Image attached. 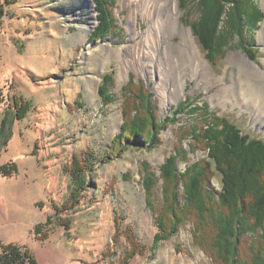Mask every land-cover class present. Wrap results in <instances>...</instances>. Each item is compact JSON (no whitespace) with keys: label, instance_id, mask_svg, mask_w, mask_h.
<instances>
[{"label":"rangeland","instance_id":"1","mask_svg":"<svg viewBox=\"0 0 264 264\" xmlns=\"http://www.w3.org/2000/svg\"><path fill=\"white\" fill-rule=\"evenodd\" d=\"M14 1L0 22V124L15 95L30 101L32 110L15 123L0 160L19 167L18 175L0 177V240L28 247L39 264H217L193 244L191 223L155 246L159 228L142 183L150 169L160 178L161 196V168L177 150H190L203 114L225 116L264 140V18L244 26L241 43H251V52L234 40L213 67L178 0H116V33L98 42H91L99 26L94 0ZM143 2L155 4L161 20L170 10L174 18L156 33L157 11ZM255 2L264 15V0ZM107 74L113 77L110 103L100 94ZM131 79L145 86L134 95L124 93ZM250 83L254 93L246 98L242 88L252 89ZM146 93L153 95L159 119L174 120L162 131V143L151 148L141 138L120 155L111 154L130 100L139 108ZM91 153V184L74 205L67 169L75 157ZM189 156L194 162L205 152ZM183 158L179 170L187 168ZM212 184L220 189L221 175ZM49 215L54 224L43 242L34 232ZM64 218L71 220L68 232L58 225Z\"/></svg>","mask_w":264,"mask_h":264},{"label":"trees","instance_id":"2","mask_svg":"<svg viewBox=\"0 0 264 264\" xmlns=\"http://www.w3.org/2000/svg\"><path fill=\"white\" fill-rule=\"evenodd\" d=\"M94 1L99 26L92 33L91 42H98L116 33L117 20L113 12L116 0ZM14 4V0H0V22L7 14L6 7ZM178 5L184 13L185 23L213 67L217 59L225 57L234 40H238L243 48L248 46L245 51H252L251 43L242 45L241 42L242 36L245 38L244 26L259 23L264 18L255 0H178ZM193 8L196 18H193ZM257 23L255 26L251 24L252 27L256 28ZM104 79L106 82L100 87L101 99L110 103L113 101L109 97L113 77L107 74ZM142 86L131 79L124 87V93L133 90L134 95ZM145 96L140 99L139 108L134 99L130 100V109L124 113L121 129L112 141L111 154L120 155L136 146L141 138L151 148L162 143V131L168 122L174 120L159 119L156 115L158 107L151 100L153 95L146 93ZM13 103V108L5 112L0 124V160L8 150L15 123L27 119L32 110V103L18 95L13 97ZM192 104L193 112H198V107ZM200 117L203 127L192 132L195 145H190L188 152L177 150L161 168L164 182L161 196L156 189L160 178L150 169L143 178L146 204L155 215L159 228L155 246L170 240L182 226L191 223L194 226L193 244L217 264H264V140L245 132L217 113H213L211 119L204 114ZM199 150H204L205 156L191 162L188 154ZM182 154L183 161L187 163L186 170L178 168ZM81 158L75 157L74 164L67 169L72 181L69 199L74 205L80 203L90 187L87 173L92 171L96 161L94 153ZM18 173L16 162L0 163V177L12 178ZM216 174L221 175L220 189L212 184ZM61 207L66 210L68 203ZM60 208L55 205L56 212H62ZM52 224L54 216L49 215L45 224L37 225L34 232L36 239L48 240L51 229L48 231L46 228ZM70 224L69 218L58 223L67 232L71 230ZM0 264L39 262L28 247L0 240Z\"/></svg>","mask_w":264,"mask_h":264},{"label":"bare ground","instance_id":"3","mask_svg":"<svg viewBox=\"0 0 264 264\" xmlns=\"http://www.w3.org/2000/svg\"><path fill=\"white\" fill-rule=\"evenodd\" d=\"M145 1H147V0H145ZM150 1V0H149ZM152 1V0H151ZM86 2V1H85ZM153 2V1H152ZM165 2V1H164ZM148 2H143L142 4H143V6H146V4H147ZM154 3V2H153ZM148 5H149V7H148V10L150 9V8H152V6H153V11H157V17H156V22H155V24H156V26H155V32L156 33H158V31H160V29L159 28H161V26L162 25H164V24H170V22H171V20L174 18L173 17V11L172 10H170L169 12H167L168 13V16H167V18L165 17V20H161V15H160V12H159V9H158V7L155 5V4H150V3H148ZM163 5V4H162ZM162 5H161V7H162ZM86 6H87V2H86ZM170 8V7H169ZM92 10H93V8H92ZM175 12V11H174ZM156 14V13H155ZM154 15V14H153ZM226 15V14H225ZM152 29V28H151ZM151 32L153 31V30H150ZM264 32V30H262V33ZM181 53V52H180ZM193 61L196 63V59H193ZM184 63V62H183ZM177 64V63H176ZM177 66V65H176ZM198 66V65H197ZM202 66V65H201ZM175 73V72H174ZM250 87H252V89H246V88H242V90L244 91V96L246 97V98H250L252 95H253V93H254V85H253V83L251 84L250 83ZM178 93V92H177ZM164 98V97H163ZM164 100V99H163ZM165 101V100H164Z\"/></svg>","mask_w":264,"mask_h":264}]
</instances>
